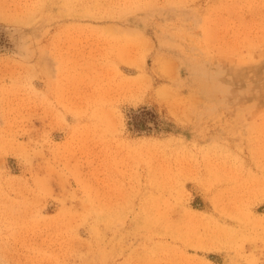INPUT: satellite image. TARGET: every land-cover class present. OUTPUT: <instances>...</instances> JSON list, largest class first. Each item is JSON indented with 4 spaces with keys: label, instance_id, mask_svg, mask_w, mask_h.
Masks as SVG:
<instances>
[{
    "label": "rangeland",
    "instance_id": "1",
    "mask_svg": "<svg viewBox=\"0 0 264 264\" xmlns=\"http://www.w3.org/2000/svg\"><path fill=\"white\" fill-rule=\"evenodd\" d=\"M6 240L0 264H264V0H0Z\"/></svg>",
    "mask_w": 264,
    "mask_h": 264
},
{
    "label": "bare ground",
    "instance_id": "2",
    "mask_svg": "<svg viewBox=\"0 0 264 264\" xmlns=\"http://www.w3.org/2000/svg\"><path fill=\"white\" fill-rule=\"evenodd\" d=\"M78 58H79V57H78ZM80 66H81V65H80ZM121 163H122V162H121ZM100 197H101V196H100ZM18 206H19V204H18ZM18 206H17V207H18ZM27 207H28V206H27ZM18 208H19V207H18ZM7 209H8V208H7ZM19 209H20V208H19ZM19 209H17V210H19ZM23 209H24V208H23ZM27 209H28V208H27ZM8 210H9V209H8ZM5 212H7V211H5ZM7 214H8V213H7ZM18 214H19V213H18ZM18 214H17V215H18ZM1 215H2V213H1ZM11 215H12V214H11ZM19 215H20V214H19ZM2 216H3V215H2ZM6 216H7V215H6ZM20 217H21V215H20ZM1 218H2V217H1ZM12 218H14V215H12ZM18 218H19V216H18ZM14 219H15V218H14ZM17 221L19 222V220H17ZM8 241H9V240H6V241H4L3 243L0 244V249L3 250V251L5 252V254L8 253V249H9ZM11 250H12V249H11ZM11 250H10V251H11Z\"/></svg>",
    "mask_w": 264,
    "mask_h": 264
}]
</instances>
